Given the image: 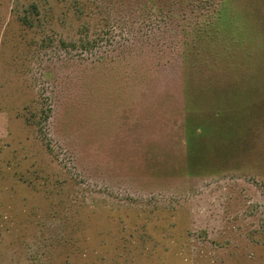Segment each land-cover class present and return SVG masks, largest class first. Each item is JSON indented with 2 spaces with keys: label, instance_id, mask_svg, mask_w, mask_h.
Returning <instances> with one entry per match:
<instances>
[{
  "label": "rangeland",
  "instance_id": "374dc122",
  "mask_svg": "<svg viewBox=\"0 0 264 264\" xmlns=\"http://www.w3.org/2000/svg\"><path fill=\"white\" fill-rule=\"evenodd\" d=\"M223 1L0 0V264H264V0L210 68Z\"/></svg>",
  "mask_w": 264,
  "mask_h": 264
},
{
  "label": "trees",
  "instance_id": "16d2710c",
  "mask_svg": "<svg viewBox=\"0 0 264 264\" xmlns=\"http://www.w3.org/2000/svg\"><path fill=\"white\" fill-rule=\"evenodd\" d=\"M227 2L224 0L220 9L215 13V19L209 23V27L204 30L205 39L207 43L203 46V52L212 55L215 58L214 68L220 65L221 61H217V58L223 59L227 53L237 51L238 47H234L236 44L241 45L242 42H238L235 35L227 34L225 30L229 33L234 25V20L230 19L228 16ZM225 28L222 29V28ZM223 44V45H221ZM217 57V58H216Z\"/></svg>",
  "mask_w": 264,
  "mask_h": 264
}]
</instances>
